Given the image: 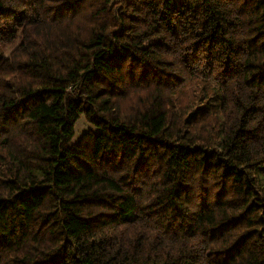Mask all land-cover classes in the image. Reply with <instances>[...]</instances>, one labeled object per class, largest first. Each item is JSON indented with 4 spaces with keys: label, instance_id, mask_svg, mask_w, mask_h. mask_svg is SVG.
I'll use <instances>...</instances> for the list:
<instances>
[{
    "label": "trees",
    "instance_id": "trees-1",
    "mask_svg": "<svg viewBox=\"0 0 264 264\" xmlns=\"http://www.w3.org/2000/svg\"><path fill=\"white\" fill-rule=\"evenodd\" d=\"M0 264H264V0H0Z\"/></svg>",
    "mask_w": 264,
    "mask_h": 264
},
{
    "label": "rangeland",
    "instance_id": "rangeland-1",
    "mask_svg": "<svg viewBox=\"0 0 264 264\" xmlns=\"http://www.w3.org/2000/svg\"><path fill=\"white\" fill-rule=\"evenodd\" d=\"M12 46H5V51L8 52ZM90 129H95L91 124H89L84 118H80L75 124V136L73 138L74 142H77L82 134Z\"/></svg>",
    "mask_w": 264,
    "mask_h": 264
}]
</instances>
